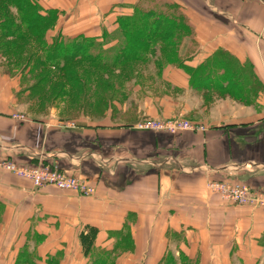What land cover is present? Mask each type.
I'll return each instance as SVG.
<instances>
[{
    "label": "crops",
    "instance_id": "obj_1",
    "mask_svg": "<svg viewBox=\"0 0 264 264\" xmlns=\"http://www.w3.org/2000/svg\"><path fill=\"white\" fill-rule=\"evenodd\" d=\"M38 1L58 13L46 35L52 43L77 36L104 41L140 0ZM164 1L187 16L196 49L182 56V66L157 64L160 51L148 54L160 90L117 83L115 110L107 116L65 119L53 107L33 119L22 107L43 102L45 91L33 94L39 83L22 88L21 74L30 75V69L8 75L0 66V160L58 167L96 189L88 196L35 187L0 170V248L3 234H15L7 264H15L22 248L41 264L57 253L60 264H88L82 235L90 230L95 248L116 251L113 264H166L167 256L174 264H264V207L229 203L208 187L213 180H237L264 192V5ZM129 84L133 91L122 93ZM93 93L84 105L98 106ZM147 118H189L208 128L138 129Z\"/></svg>",
    "mask_w": 264,
    "mask_h": 264
},
{
    "label": "trees",
    "instance_id": "obj_2",
    "mask_svg": "<svg viewBox=\"0 0 264 264\" xmlns=\"http://www.w3.org/2000/svg\"><path fill=\"white\" fill-rule=\"evenodd\" d=\"M0 2L5 5L7 10L15 8L17 12V15L13 17L6 16V14L1 15L0 37L11 36L15 40L27 39L34 42L40 49V55L35 54L37 51L32 53L22 67L23 72L30 69V74L34 75H39L42 72L52 73L50 69L52 67L63 70L68 67V60L74 57H80L97 71H105L106 68H113L127 60L145 61L147 55L154 53L156 48H159L161 57L167 61L166 63L172 60V55H175L173 56L176 60L174 64L182 66L184 58H181L178 53L184 39L180 37V34L182 33L190 41L193 35V29L188 23L187 16L182 11H178L181 10L178 4L164 0H140L135 5L132 14L122 15L118 18L119 31L106 34L104 41L77 36L65 40L56 38L52 43H48L46 34L56 22L57 11L45 10L38 0H0ZM176 32H179V35L174 36ZM113 39L117 40L116 43L106 47V44ZM173 41L178 44L172 45L175 44ZM0 49L3 52L16 50V46L14 43H4ZM187 56L190 55L187 54ZM47 68L49 69L47 70ZM71 81L73 86L76 83H87V79L84 78H71ZM38 83L40 87L36 85L32 90L35 96L45 91V86H43L45 80L38 81ZM78 88H76L78 92L80 90L83 95L85 94L82 99L84 105L88 102L86 98L90 89ZM104 92L103 88L94 90V93L98 94L97 108L102 107V103L105 105L107 101L102 95ZM1 209L0 205V211ZM94 236L95 233L92 230L86 235H82L84 251L89 258L88 264H113V253L116 251L95 248L93 245ZM36 257L33 251L22 248L15 264H41L37 262ZM60 259V253L54 256L50 255L44 264H60ZM166 264H174L173 258L167 256Z\"/></svg>",
    "mask_w": 264,
    "mask_h": 264
},
{
    "label": "rangeland",
    "instance_id": "obj_3",
    "mask_svg": "<svg viewBox=\"0 0 264 264\" xmlns=\"http://www.w3.org/2000/svg\"><path fill=\"white\" fill-rule=\"evenodd\" d=\"M178 11L180 12L181 10H178ZM2 14H6V16L13 17L17 15V12L15 8H12L10 11L7 10L5 5L2 2H0V19H1ZM57 18H58V14H57ZM178 33L179 32H176L174 36L179 35ZM180 37L183 38L184 40L188 39L184 37L182 33L180 34ZM4 43L6 44L14 43L16 46V50H8L7 52L5 50L4 52H2V50L0 49V66L2 67V72L8 75H14L17 70H20V72H23L22 70L23 65L29 60L28 58L31 56L32 52L36 51L37 45L34 42L27 40V39L15 40V39H11V37L10 38L0 37V48L3 47ZM173 43H175V41H173ZM185 43H187L185 54L179 55L180 51L178 53V55L181 56V58H183L182 56H185L187 54L191 55L194 52V49H196V46L192 44L191 41H186ZM177 44L175 43L172 45H177ZM179 50H180V47H179ZM156 51H160L159 48L155 49V52L153 53V55L156 53ZM159 54H161V52H159ZM147 56L148 58H146L145 61L127 60L123 62L122 64L117 65L113 68H110V69L106 68L105 71H97L95 68L91 66V64H88V63L86 64V62L82 60L80 57H74L68 60L69 62L67 65L68 66L67 69H63L62 71H58V72L56 71L54 73H48V72L43 73L42 72L39 75H34V74L28 75L27 74V75L22 76L23 74H21V77L23 80L22 88L24 87L27 88L29 85H35L36 83L38 84V81H42V80H45L46 83L48 84L45 86L46 90L41 96V98L45 99L43 102L41 101L40 103L39 102L35 103L31 101V102H28V105H26V107H22V109L27 114L29 113L31 118L33 119H36L35 118L36 114L34 113H39L42 116H45V114H47V111L53 107H56L57 112L65 119L67 118V119L74 120V119L83 117L85 115H90V118H93V119L94 117H98V116L102 117L104 116V114L105 116H107L106 115L107 113L110 114L111 112H114L113 109L115 110V106L113 107L112 100L113 98L118 99V96L115 95V97H113V94L116 93V91H114L113 85L117 83H121L123 85V84L130 83L131 81L133 82L137 81L143 84L147 83L148 91L156 90V92H153V93H157L158 90H160L161 86L154 84L153 80L151 79L152 70L150 69V67H152V64L153 65L155 64L152 63L151 61L152 57L150 55H147ZM173 56L175 55H172V60L168 62L169 64H174V62L176 61L175 58H173ZM160 57L161 56H159V58H156L157 64L159 65L167 64L166 63L167 61H165L164 59H162V57L161 58ZM71 78H76V79L84 78V79H87V83L86 84L84 82L76 83V85L73 86ZM77 87L79 88L85 87L86 89H90V93L92 92V90L94 91V88H103L105 92L102 93V95L107 100L106 101L107 103L105 102V105L102 103V107L100 108H97L96 105H83L82 102H84V100L82 99H83V96H85V94L83 95L82 91L80 90L78 92V90H76ZM124 87L125 89L120 90L122 93L133 91L129 89V87H132L131 84L124 86ZM139 91H144V89L139 90ZM122 98L121 100H123ZM24 118L27 119L26 117ZM182 119L189 120L190 122L197 124V125H203L205 130H207L208 128L203 123H199L189 118L188 119L182 118ZM162 131H165V130H162ZM167 132L174 133L170 131H167ZM192 132H196V131H192ZM0 170H5V169L0 168ZM1 237H2V234H1ZM14 239H15V234H5V235L3 234L2 249L0 248V264H7L6 258L4 259L6 255H9V260H10L12 256V251H10L9 247H10V244L14 242ZM60 258L62 259L61 254H60ZM11 263H13V260Z\"/></svg>",
    "mask_w": 264,
    "mask_h": 264
},
{
    "label": "built area",
    "instance_id": "obj_4",
    "mask_svg": "<svg viewBox=\"0 0 264 264\" xmlns=\"http://www.w3.org/2000/svg\"><path fill=\"white\" fill-rule=\"evenodd\" d=\"M264 5V0H257ZM24 119L23 115H15ZM74 126V123H71ZM141 130L152 131H203V125H197L182 118L174 119H144L136 124ZM0 168L10 171L17 176L28 179L35 187L54 186L61 190L74 191L82 195H92L95 187L84 179L69 175L58 167L50 165H17L10 160H0ZM211 191L225 201L235 205L264 207V192L254 190L250 185L237 180H213L208 183Z\"/></svg>",
    "mask_w": 264,
    "mask_h": 264
}]
</instances>
